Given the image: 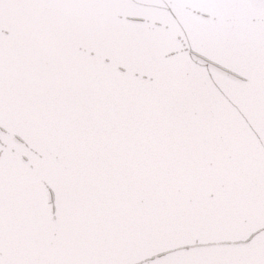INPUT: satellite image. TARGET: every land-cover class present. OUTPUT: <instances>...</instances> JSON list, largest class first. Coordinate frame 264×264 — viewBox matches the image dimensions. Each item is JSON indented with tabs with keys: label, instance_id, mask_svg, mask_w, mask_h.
Returning a JSON list of instances; mask_svg holds the SVG:
<instances>
[{
	"label": "snow or ice",
	"instance_id": "1",
	"mask_svg": "<svg viewBox=\"0 0 264 264\" xmlns=\"http://www.w3.org/2000/svg\"><path fill=\"white\" fill-rule=\"evenodd\" d=\"M0 264H264V0H0Z\"/></svg>",
	"mask_w": 264,
	"mask_h": 264
}]
</instances>
